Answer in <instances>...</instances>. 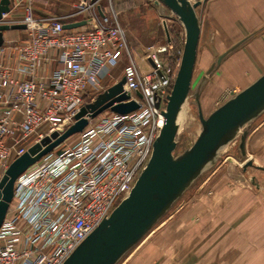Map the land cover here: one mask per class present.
I'll use <instances>...</instances> for the list:
<instances>
[{
	"label": "built area",
	"instance_id": "built-area-1",
	"mask_svg": "<svg viewBox=\"0 0 264 264\" xmlns=\"http://www.w3.org/2000/svg\"><path fill=\"white\" fill-rule=\"evenodd\" d=\"M76 7L97 12L74 28H64L69 21L59 16L37 17L33 0H9L2 13L0 23L25 28L23 37L0 44V177L28 146L66 128L91 87L110 77L125 53L123 89L138 107L88 118L74 145L54 147L15 178L0 224V264H62L129 192L165 120L182 48L172 68L158 57L170 41L148 47L152 63L142 69L117 20L100 15L94 0Z\"/></svg>",
	"mask_w": 264,
	"mask_h": 264
},
{
	"label": "rangeland",
	"instance_id": "rangeland-1",
	"mask_svg": "<svg viewBox=\"0 0 264 264\" xmlns=\"http://www.w3.org/2000/svg\"><path fill=\"white\" fill-rule=\"evenodd\" d=\"M205 1H201L195 8L202 30L197 44L191 89L183 105L175 135L176 146L173 150L175 155L189 147L201 129L193 95V89L201 75L220 52L253 31L243 30L247 20L243 17L235 18L232 22L234 28L214 27L210 17L203 15ZM97 4L101 7L103 4L111 6L110 0H101ZM33 8L36 16L43 17V0H33ZM128 14L130 18L128 28L132 32L126 28V22L120 21V24L127 29L128 46L134 60L142 69H147L148 47L168 44L162 27V21L165 19L172 40L167 47L168 50L159 52L158 57L164 64L174 68L184 42V28L177 17L166 7L159 12L152 0L143 2ZM120 17L121 15H118L119 20ZM16 32V29H5L4 39L6 41L9 38L13 39ZM252 36L227 54L207 75L199 94V104L204 117L258 77L253 75L256 70L253 69L255 66L253 54L245 52ZM137 37L140 38V43L134 44ZM128 61L129 56L125 53L114 68L116 78L110 79L106 76L100 79L99 83L93 85L84 96V103L93 101L98 93L117 81L122 75L123 65ZM262 121L264 122V112L252 122L250 128ZM249 133L246 137L248 141ZM77 140L78 133H74L55 146V149L72 146ZM252 144L249 145L251 149ZM262 147L263 144L260 143L259 154L264 155ZM242 162L235 138L223 147L216 163L193 182L116 264H173V260H169L171 255L169 246L174 239L180 241L179 246L182 249L186 248L188 255L190 253L197 255V260H188L186 264H264V170L252 166L243 170ZM253 163L263 165L254 159ZM201 238L208 239L205 241L206 247L209 248L207 261L200 260L199 257L202 256L199 245ZM233 254L239 255V258L232 262ZM221 257L225 260L222 261Z\"/></svg>",
	"mask_w": 264,
	"mask_h": 264
},
{
	"label": "water",
	"instance_id": "water-1",
	"mask_svg": "<svg viewBox=\"0 0 264 264\" xmlns=\"http://www.w3.org/2000/svg\"><path fill=\"white\" fill-rule=\"evenodd\" d=\"M201 1L205 0L152 1L159 12L165 7L168 8L184 28V42L178 69L163 111L164 123L153 140L148 160L137 174L129 192L81 240L62 264H116L193 182L216 163L223 147L235 138H237L239 158L243 160V170L248 166L264 170V166L254 164L253 158L246 152V137L250 126L264 112V73L212 110L206 117L203 116L199 104V94L207 75L227 54L249 39L257 30H253L220 52L201 75L193 89L201 129L189 147L177 155L173 154L176 146L175 135L179 127V111L191 89L201 30L195 8L201 4ZM96 8L100 15H104L99 4H96ZM8 10L9 0H0V18L2 13ZM167 16L172 17V15ZM85 23V19H80L65 22L63 27L74 28ZM162 27L166 40L170 41L165 19L162 21ZM24 28V23H0V44L5 29ZM147 60L152 63L150 57H147ZM124 82L125 78L121 76L98 93L93 101L82 104L74 113L70 125L61 131L54 130L44 135L9 163L0 177V224L13 195L14 180L29 165L70 135L81 131L87 124L88 118H94L106 109L126 113L138 107V103L129 98V91L123 89ZM136 94L141 96L139 91H136Z\"/></svg>",
	"mask_w": 264,
	"mask_h": 264
},
{
	"label": "crops",
	"instance_id": "crops-1",
	"mask_svg": "<svg viewBox=\"0 0 264 264\" xmlns=\"http://www.w3.org/2000/svg\"><path fill=\"white\" fill-rule=\"evenodd\" d=\"M82 0H43V17H47L50 15L59 16L63 21H76L83 18H86L90 15H96V12L93 8L84 9L78 8L76 5L81 3ZM96 4L101 0H95ZM149 0H110L111 6L103 4L101 9L103 13L110 17V19L119 20L118 15H121L120 21L125 23L128 31H131L128 28V24L130 23L129 14L130 11H134L137 7H139L143 2ZM111 7V8H109ZM18 10H13L9 12L7 18H15V14H18ZM115 15V16H114ZM203 15L205 17H210L212 25L214 27H227L234 28L233 23L235 18L243 17L247 18L246 26L243 30L248 29L249 31L257 30L256 33L252 36V40H250L247 44V49H245L246 53H251L254 56L255 66L253 69H256L253 72L255 77L259 76L264 72V0H206L205 1V9ZM38 17V16H37ZM248 23V24H247ZM123 26V25H121ZM124 27V26H123ZM125 28V27H124ZM125 28L126 32L127 29ZM17 32L15 34L16 38H20L24 36V31L21 29H16ZM202 30V26H201ZM200 30V31H201ZM128 34V33H127ZM3 35V33H2ZM4 38V36H3ZM9 38V40H13ZM4 41H6L4 39ZM167 41V40H166ZM136 43H140V38L137 37L135 39ZM168 42V41H167ZM130 50V49H129ZM130 52H132L130 50ZM116 67V66H115ZM112 69V74L109 77L110 79H115L116 74L114 72V68ZM45 71H48L50 67L47 65L44 67ZM252 125V124H251ZM251 129V130H250ZM249 129V141L246 140V151L247 154L251 156L254 160H256L259 164H263L264 166V155L259 154V144H263V152H264V122L257 123L252 128ZM253 143V144H252ZM252 144V149L249 145ZM208 239H202L199 242L201 245L200 260L207 261L209 258V248L206 247ZM205 242V243H204ZM180 241L174 239V242L171 246H169V251H171V255L169 260H173V264H186L188 260H197V255H193L190 253L188 255L187 249L179 246ZM233 244V243H232ZM185 245V244H184ZM203 246V252H202ZM173 251V254H172ZM193 255V256H192ZM173 256V259H172ZM196 256V257H195ZM239 258V255H232V262L236 261ZM221 260H225L224 257H221Z\"/></svg>",
	"mask_w": 264,
	"mask_h": 264
},
{
	"label": "bare ground",
	"instance_id": "bare-ground-1",
	"mask_svg": "<svg viewBox=\"0 0 264 264\" xmlns=\"http://www.w3.org/2000/svg\"><path fill=\"white\" fill-rule=\"evenodd\" d=\"M184 103H185V102H184ZM184 103H183V105H184ZM183 105H182V107H181V109H180V111H179V120L181 119V111H182Z\"/></svg>",
	"mask_w": 264,
	"mask_h": 264
},
{
	"label": "trees",
	"instance_id": "trees-1",
	"mask_svg": "<svg viewBox=\"0 0 264 264\" xmlns=\"http://www.w3.org/2000/svg\"><path fill=\"white\" fill-rule=\"evenodd\" d=\"M169 34H171V32H169ZM170 40H172L171 35H170Z\"/></svg>",
	"mask_w": 264,
	"mask_h": 264
}]
</instances>
